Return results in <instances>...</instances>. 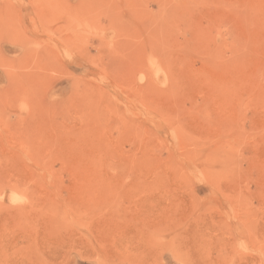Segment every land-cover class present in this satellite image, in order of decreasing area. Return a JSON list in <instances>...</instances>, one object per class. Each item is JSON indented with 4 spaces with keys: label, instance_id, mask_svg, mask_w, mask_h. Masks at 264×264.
<instances>
[{
    "label": "rangeland",
    "instance_id": "374dc122",
    "mask_svg": "<svg viewBox=\"0 0 264 264\" xmlns=\"http://www.w3.org/2000/svg\"><path fill=\"white\" fill-rule=\"evenodd\" d=\"M0 264H264V0H0Z\"/></svg>",
    "mask_w": 264,
    "mask_h": 264
}]
</instances>
